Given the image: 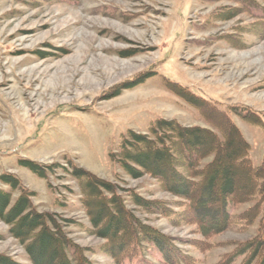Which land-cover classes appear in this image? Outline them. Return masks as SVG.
I'll list each match as a JSON object with an SVG mask.
<instances>
[{"label": "rangeland", "instance_id": "374dc122", "mask_svg": "<svg viewBox=\"0 0 264 264\" xmlns=\"http://www.w3.org/2000/svg\"><path fill=\"white\" fill-rule=\"evenodd\" d=\"M184 131L264 168V0H0V264H259L264 199L210 225L136 162ZM180 155L194 182L214 158Z\"/></svg>", "mask_w": 264, "mask_h": 264}, {"label": "trees", "instance_id": "16d2710c", "mask_svg": "<svg viewBox=\"0 0 264 264\" xmlns=\"http://www.w3.org/2000/svg\"><path fill=\"white\" fill-rule=\"evenodd\" d=\"M170 128L174 134L180 132L178 129H173L175 128L174 126H170ZM192 132L193 131H184L179 133L178 140L180 143L178 145L183 144V147H181L178 152L181 154L183 153V149L184 152H190L193 150L200 159H204L206 155L214 154L212 161L209 162L203 169H199V174L195 173V176H203L199 182H194L192 181L194 179H189L184 177V175L182 176L181 173L179 174L176 164H179L184 156L182 157L180 154H175L173 152L174 147L166 150H163V148L160 149L156 146H152L154 149L147 150L146 148V150H143L144 156L141 158H145V163L143 161L140 163L139 161L136 162H138L141 168L147 171H149L148 168H150V161L155 162V160H157L159 162H163L162 166H164L165 169L164 167H160L164 170H161L160 173L158 172L159 176L162 177V180L166 183L167 188L170 191L175 192L176 195L181 193L180 187L183 184L190 185L191 183L192 186H196V197L199 195L197 198H200L199 204L204 203L205 205L206 202H209L210 208L208 210H211V214L215 215L214 220H208L209 223H211L210 225H215V223L212 222H216L217 219H223L225 215L223 212L224 210L221 213L218 209H221L220 206L222 205V208H224V205L226 206L229 198H234L238 194L241 196L239 201H249L253 198L257 199V203L250 208L253 212V215L251 216L254 219L257 215L254 214V211H257L258 213L264 199V168H253L251 166V162L247 156L248 147L236 131V134L234 133L231 134V136H228V139L225 140V142L219 141L212 133H209L208 135L204 133L203 137H192ZM158 143L161 144V142ZM174 146L177 145L174 144ZM172 161L174 162V165L172 164ZM220 165L221 167H219ZM170 166L172 169L170 170L167 168L169 171H166V167ZM156 167H158V165ZM126 168L129 174L136 175V171L133 170V167L127 166ZM221 178H223L222 183L220 181ZM200 192H202L203 197H200ZM187 196L190 198L189 195ZM217 213L221 214L217 216ZM262 221V223H264V214ZM260 229L262 234L260 233V235H258L259 242L256 243V251H259L260 248H264V231L262 232V227H260ZM114 231L116 232L115 235H118V232L123 231V229L120 231ZM256 251L255 255L258 254H256ZM259 264H264V255H261Z\"/></svg>", "mask_w": 264, "mask_h": 264}, {"label": "bare ground", "instance_id": "6f19581e", "mask_svg": "<svg viewBox=\"0 0 264 264\" xmlns=\"http://www.w3.org/2000/svg\"><path fill=\"white\" fill-rule=\"evenodd\" d=\"M38 70H39V69H38ZM43 73H44V71L42 72V74H43ZM42 74H41V75H42ZM64 86H65V85H64Z\"/></svg>", "mask_w": 264, "mask_h": 264}]
</instances>
